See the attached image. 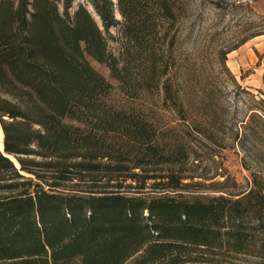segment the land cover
<instances>
[{
  "label": "trees",
  "instance_id": "1",
  "mask_svg": "<svg viewBox=\"0 0 264 264\" xmlns=\"http://www.w3.org/2000/svg\"><path fill=\"white\" fill-rule=\"evenodd\" d=\"M89 1L102 27L83 5L71 15L75 0H0V264H264V174L248 169L238 189L224 172L205 194L185 175L204 142L252 152V138L262 163L264 94L240 138L214 99L190 101L171 75L186 63L173 56L175 0H118L122 21L112 0ZM92 62L131 102L162 98L174 118L117 108Z\"/></svg>",
  "mask_w": 264,
  "mask_h": 264
},
{
  "label": "rangeland",
  "instance_id": "2",
  "mask_svg": "<svg viewBox=\"0 0 264 264\" xmlns=\"http://www.w3.org/2000/svg\"><path fill=\"white\" fill-rule=\"evenodd\" d=\"M115 3V17L122 21ZM61 2V1H60ZM182 9V18L177 22L172 34L179 37L173 56L186 60L183 69H171V75L176 80L185 83L188 99L200 100L201 97L214 99L216 102L215 118L225 121L234 133L239 132L240 138L244 133V126L250 120L251 110L255 109L253 97H260L259 92L244 84L243 78L254 74V69H262L264 77V0H175ZM80 5L85 6L98 24L102 23L89 0H75L70 14L73 15ZM63 12L62 2L60 3ZM118 28L106 33L109 47H118ZM92 65L106 79L113 84L114 91L110 96V103L120 109L134 106L145 110L152 120L162 124L171 121L174 113L164 105L162 98L148 96L140 103L131 102L120 91L118 83L111 77L110 71L103 65L92 62ZM228 69V70H227ZM241 69L237 76L232 70ZM234 77V78H233ZM262 92V91H261ZM204 93V94H203ZM135 104V105H134ZM229 136L233 132L226 130V134L219 132V145L222 139L231 143ZM4 135L0 123V151L4 152ZM256 144L250 139L248 147L252 152H245L238 145L234 148L214 147L210 150L207 142L200 145L199 161L192 158L188 161L185 175H201L189 183H201L189 189L190 193H211L215 183H222L224 172L236 179L238 189H246L249 170H258L264 174V157L262 163L257 161ZM245 163V167L241 165ZM50 177V176H48ZM53 182L49 180V183ZM75 182H67L66 189L75 187ZM131 182H127V185ZM250 264V263H245Z\"/></svg>",
  "mask_w": 264,
  "mask_h": 264
},
{
  "label": "crops",
  "instance_id": "3",
  "mask_svg": "<svg viewBox=\"0 0 264 264\" xmlns=\"http://www.w3.org/2000/svg\"><path fill=\"white\" fill-rule=\"evenodd\" d=\"M261 55H264V51L260 52ZM232 72L237 76L241 73V69L232 70ZM254 74L250 75L249 77L243 78L244 84L250 87L253 90L262 91L264 94V80H263V70L260 68L254 69ZM264 97V95H263Z\"/></svg>",
  "mask_w": 264,
  "mask_h": 264
}]
</instances>
